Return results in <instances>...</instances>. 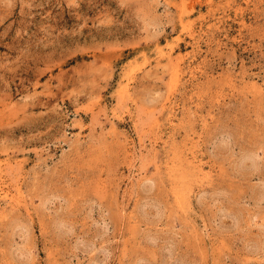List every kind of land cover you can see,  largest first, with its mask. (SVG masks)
Returning a JSON list of instances; mask_svg holds the SVG:
<instances>
[{
  "label": "rangeland",
  "instance_id": "rangeland-1",
  "mask_svg": "<svg viewBox=\"0 0 264 264\" xmlns=\"http://www.w3.org/2000/svg\"><path fill=\"white\" fill-rule=\"evenodd\" d=\"M0 264H264V0H0Z\"/></svg>",
  "mask_w": 264,
  "mask_h": 264
}]
</instances>
